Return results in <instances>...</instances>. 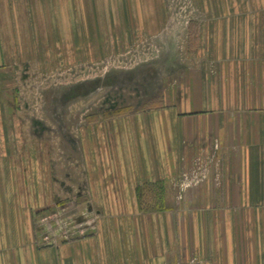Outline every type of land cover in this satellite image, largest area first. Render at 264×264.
<instances>
[{"label": "crops", "instance_id": "obj_1", "mask_svg": "<svg viewBox=\"0 0 264 264\" xmlns=\"http://www.w3.org/2000/svg\"><path fill=\"white\" fill-rule=\"evenodd\" d=\"M172 1L0 0V264H264V0H187L206 49L187 66L146 65L160 72L155 108L79 127V183L57 182L49 149L24 134L26 65L164 38ZM58 187L95 228H52L40 247Z\"/></svg>", "mask_w": 264, "mask_h": 264}, {"label": "rangeland", "instance_id": "obj_2", "mask_svg": "<svg viewBox=\"0 0 264 264\" xmlns=\"http://www.w3.org/2000/svg\"><path fill=\"white\" fill-rule=\"evenodd\" d=\"M170 6L167 38L142 39L121 53H108L83 63L64 65L66 60L60 59V63L55 61L56 65L51 63L40 71L32 63L17 75L16 108L24 134L30 144L41 142L49 149L56 165V181L61 185V176L69 180L72 175L73 184L81 181H78L79 127L86 122L108 119L106 115L122 109L125 115L155 108L160 102L154 98L160 97L161 90L153 82L158 81L160 72L154 70V77H149L146 65L169 61L187 66L195 53L206 49L207 43L197 37L198 26L192 25L194 11L187 0H174ZM64 190L58 187L62 201L66 204L75 201L73 190L69 193ZM65 193L70 195L67 201ZM167 204L172 207L175 203ZM154 206L159 208L160 203Z\"/></svg>", "mask_w": 264, "mask_h": 264}, {"label": "built area", "instance_id": "obj_3", "mask_svg": "<svg viewBox=\"0 0 264 264\" xmlns=\"http://www.w3.org/2000/svg\"><path fill=\"white\" fill-rule=\"evenodd\" d=\"M71 205L57 202L55 212L47 213L38 219V225L35 228L36 233L40 235L38 244L42 245L41 243L50 240L52 228L62 239L83 236L94 230L96 222L94 212L88 206L79 208Z\"/></svg>", "mask_w": 264, "mask_h": 264}, {"label": "trees", "instance_id": "obj_4", "mask_svg": "<svg viewBox=\"0 0 264 264\" xmlns=\"http://www.w3.org/2000/svg\"><path fill=\"white\" fill-rule=\"evenodd\" d=\"M124 109H122V110H120V111H118V112H116V113H113V114H108V115H106V118H110V117H116V116H121V115H124V111H123Z\"/></svg>", "mask_w": 264, "mask_h": 264}, {"label": "flooded vegetation", "instance_id": "obj_5", "mask_svg": "<svg viewBox=\"0 0 264 264\" xmlns=\"http://www.w3.org/2000/svg\"><path fill=\"white\" fill-rule=\"evenodd\" d=\"M146 77H147V75H146ZM149 78V77H148ZM82 91V90H81Z\"/></svg>", "mask_w": 264, "mask_h": 264}]
</instances>
